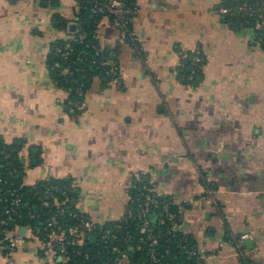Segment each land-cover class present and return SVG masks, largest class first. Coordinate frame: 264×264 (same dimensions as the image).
Segmentation results:
<instances>
[{"label":"crops","instance_id":"crops-1","mask_svg":"<svg viewBox=\"0 0 264 264\" xmlns=\"http://www.w3.org/2000/svg\"><path fill=\"white\" fill-rule=\"evenodd\" d=\"M41 1L0 0V141L22 147L26 184L76 180L78 209L99 225L124 218L138 173L177 204L211 186L218 205L189 204L181 215L205 253L198 264H264V48L255 30L228 26L223 0H137L139 49L101 20L99 44L120 76L95 77L73 116L47 61L55 42L75 35L79 8ZM197 52L202 78L192 86L178 68ZM245 234L252 246L238 248ZM12 261L52 262L32 240ZM0 264H10L1 247Z\"/></svg>","mask_w":264,"mask_h":264},{"label":"trees","instance_id":"trees-1","mask_svg":"<svg viewBox=\"0 0 264 264\" xmlns=\"http://www.w3.org/2000/svg\"><path fill=\"white\" fill-rule=\"evenodd\" d=\"M80 3L78 12V29L75 35L82 32L85 34V39L81 41H69V40H59L55 42L52 46L48 57V67L51 73L57 80L60 88L68 90V96L66 98L65 104L69 101L84 102L87 90L92 86L95 77H100L105 81L112 80L111 73L114 67L111 65H102V63L112 60L116 62L117 67L118 62L115 58H112L110 51L99 52L101 46L98 39L95 37L98 32V27L103 19L101 15H96L92 9L95 3L90 0H76ZM100 2H106L107 0H99ZM127 5H132L135 0H123ZM46 7L53 6L56 3L55 0L41 1ZM242 6H246V9H240ZM220 12L222 14L223 21L232 28H244L251 27L256 32V42L264 48V25L258 27L260 21H264V0H223L220 6ZM222 10H226L222 12ZM134 15H131L132 18ZM56 26L66 27V24L62 17L56 15L54 17ZM130 28H133L132 21L130 23ZM69 45V46H68ZM56 49H61L62 52H57ZM99 52V53H98ZM63 53H68V58L63 56ZM98 53V54H97ZM195 53L187 55L183 60L182 66L178 68V73L180 78L185 83H193L192 86L197 85L202 78V67L193 65V57ZM93 60H97L98 64H93ZM59 64V65H56ZM69 68L71 72L68 74H63L64 70ZM118 71V69H117ZM119 72V71H118ZM108 74V75H107ZM120 73L115 79L119 78ZM71 90H70V89ZM79 91H82V95H79ZM67 110V109H66ZM81 111L75 110L77 115ZM5 149L13 153V168L16 173L10 178L11 183H13L14 188H20L21 181L24 174V164L19 153L22 151V147L17 144L9 145L0 141V150ZM0 171L5 174L6 166L5 161L0 159ZM4 176H7L5 174ZM73 179H52V181H40L36 188L23 187L20 190V196L30 203V208H22V213L31 211L35 214V218L30 219L28 216L23 215L17 218V222L21 226H32L35 230L44 231L47 221L53 217L55 213H59V209L65 210L63 214L58 216V221L61 223L64 230H68L71 227L79 226L83 231L85 230L84 223L89 219L82 213L78 207L75 206V200L80 198V192H73L70 188ZM3 189V190H2ZM5 187L0 184V196L3 195ZM49 191V193H48ZM130 192V200L128 204V209H132L133 214L136 215L138 209V202L136 199V191ZM48 197V198H47ZM53 197H57L60 200L68 197L73 203H69L62 207H56L53 205ZM169 199V198H168ZM170 201V209L173 212L178 210L179 204L175 203L172 199ZM48 202L50 205L46 206L43 202ZM2 204L0 203V210ZM71 212H76L77 217H73ZM151 224L152 233L158 231H164L166 225H158V219H153L148 216ZM137 220L132 217L125 215L123 219L116 222H110L104 225V229H109L111 227H119L118 234L120 238L127 237L129 245H135L138 243V230ZM10 226L7 227V229ZM47 232V231H46ZM186 236L189 243L196 245L188 235L180 231L176 232V235L164 234L161 238L162 245L159 247L160 253L165 254L163 264H193V261H189L184 253V251L178 246L181 237ZM125 247V245H123ZM127 248V247H126ZM101 250L100 240L91 241L90 233L86 237V245L83 247L69 246L68 252L70 255L69 261L64 264H103L105 258L112 259L114 254L110 252L107 255L99 254ZM169 250L168 255L166 251ZM131 253V252H130ZM148 243L143 245V249L139 251H134L131 253L130 264H151L148 256Z\"/></svg>","mask_w":264,"mask_h":264},{"label":"built area","instance_id":"built-area-1","mask_svg":"<svg viewBox=\"0 0 264 264\" xmlns=\"http://www.w3.org/2000/svg\"><path fill=\"white\" fill-rule=\"evenodd\" d=\"M47 2L49 0H46ZM92 3H95L92 11L96 15H101L103 18H108L110 22L119 30L120 37L123 41L129 43L132 48L139 49L138 46V37L136 31L130 28V23L132 18L131 15L138 13L139 7L137 0L136 3L133 2L132 5H127L123 0H107L106 2H100L99 0H90ZM76 6L79 8L80 3L76 1ZM246 6H242L241 10L246 9ZM226 10H222L225 12ZM264 25V21L258 23V27ZM95 37L98 39V34L96 33ZM85 39V34L80 33L78 37L76 35L72 36L69 41H81ZM69 46V45H68ZM57 52H62L61 49H56ZM102 53V49L99 50ZM98 52V53H99ZM97 53V54H98ZM63 56L67 59L68 53H63ZM204 63L203 56L197 52L193 57V65L202 66ZM93 64H98L97 60H93ZM59 65V64H56ZM102 65H111L114 67V70L111 73H108L112 78L118 76L120 73V67L116 65V62L108 60ZM118 69V71H117ZM71 72L69 68H66L63 74H68ZM107 74V75H108ZM118 79V78H117ZM70 89V88H69ZM71 90V89H70ZM66 95L68 96V90L64 89ZM79 95H82V91L78 92ZM65 107L69 114H74L75 110L82 111L84 108V102L69 101L65 104ZM6 144V143H5ZM19 156L24 160L22 152L19 153ZM182 157H185V154H181ZM0 159L5 161L7 176H4L0 171V184L5 187L3 195L0 196V203L2 208L0 210V247L6 249L8 256L10 258V264H13L12 256L14 252L21 247H24L28 240H32L37 243L40 247V250L44 255L51 258L50 264H64L69 261L70 255L68 252L69 246L83 247L86 245V237L90 233V238L95 236L97 241L100 240L101 250L99 254L107 255L110 252L114 254L112 259L105 258L103 264H130L131 253L134 251H139L143 249V245L148 243V256L151 264H163L165 254L160 253L159 247H161L162 242L161 238L164 234L167 235H176L177 231L183 233L182 218L181 215L186 205L194 203H202L203 205H218V198L216 190L207 186L205 192L200 196H193L190 200L179 204L178 210L176 212L171 211L170 209V200L159 195L155 190V184L150 177L145 174H136L130 180L129 191H136V199L138 202V209L136 215L133 214L132 209H126L125 215L132 217L134 220H137V225L139 226L138 230V243L135 245H129L128 238H120L118 234L119 227H111L109 229H104V224H95L88 220L84 223V229L81 230L79 226L71 227L67 231L63 229L61 223L58 221V216L63 214L65 210L59 209V213H55L47 221V225L44 231L35 230L32 226L26 227V233L24 236L20 234L21 226L17 222V218L22 217L23 215L28 216L30 219L35 218V214L31 211L22 213L21 209L24 207L29 209L30 203L25 201L20 196V190L23 187H32L36 188L37 183L34 185H27L25 182L26 172L28 167L24 164V174L23 179L20 184V188H14L13 183H11L10 178L13 177L16 173V170L13 168V153L5 149L0 150ZM53 178H46L45 181H52ZM68 179V178H67ZM44 181V180H43ZM70 188L73 192H80L78 183L73 179ZM3 190V189H2ZM49 193V191H48ZM48 198V197H47ZM53 205L56 207H62L68 203L72 205L73 201L66 197L60 200L57 197H53ZM78 199L75 200V206L77 208ZM44 205L49 206L48 202H43ZM73 217H77V213L71 212ZM156 215L158 219V225H166L165 232L158 231L152 233L151 224L148 216ZM125 217V216H124ZM10 228L7 229V227ZM47 231V232H46ZM249 238V235H242L239 239H235L233 243L236 244L238 248H241L245 240ZM125 245V247L123 246ZM178 246L184 251L187 259L193 261V264H198V262L204 257V252L202 249L196 245L189 243L186 236L181 237ZM127 247V248H126ZM131 252V253H130ZM169 250L166 251L168 255Z\"/></svg>","mask_w":264,"mask_h":264},{"label":"water","instance_id":"water-1","mask_svg":"<svg viewBox=\"0 0 264 264\" xmlns=\"http://www.w3.org/2000/svg\"><path fill=\"white\" fill-rule=\"evenodd\" d=\"M151 217H152L153 219H156V215H151ZM25 233H26V227L23 226V227H21V229H20V234H21L22 236H24ZM90 239H91V241H95V240H96L95 236H92ZM245 244H246L248 247H251V246H252V242H251L249 239L245 241Z\"/></svg>","mask_w":264,"mask_h":264}]
</instances>
